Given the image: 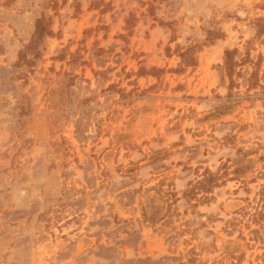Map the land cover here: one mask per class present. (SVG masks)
<instances>
[{
    "label": "rangeland",
    "instance_id": "obj_1",
    "mask_svg": "<svg viewBox=\"0 0 264 264\" xmlns=\"http://www.w3.org/2000/svg\"><path fill=\"white\" fill-rule=\"evenodd\" d=\"M0 264H264V0H0Z\"/></svg>",
    "mask_w": 264,
    "mask_h": 264
},
{
    "label": "trees",
    "instance_id": "obj_2",
    "mask_svg": "<svg viewBox=\"0 0 264 264\" xmlns=\"http://www.w3.org/2000/svg\"><path fill=\"white\" fill-rule=\"evenodd\" d=\"M39 27H40V22H37L36 30H38ZM230 54H232V52H229V51H226L225 52V59H226L225 60V64H227V65H228V59L230 57ZM213 180H214V177L210 174V175H208V179L206 181L197 182V187H202L203 190L209 191L211 189V187L213 186V184H214ZM205 182H207V183L213 182V183L209 187V186H206V183Z\"/></svg>",
    "mask_w": 264,
    "mask_h": 264
}]
</instances>
